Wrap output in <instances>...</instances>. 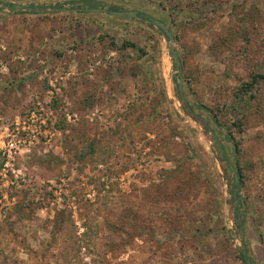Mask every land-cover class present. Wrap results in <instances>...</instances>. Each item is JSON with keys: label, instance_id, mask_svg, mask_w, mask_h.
Segmentation results:
<instances>
[{"label": "rangeland", "instance_id": "rangeland-1", "mask_svg": "<svg viewBox=\"0 0 264 264\" xmlns=\"http://www.w3.org/2000/svg\"><path fill=\"white\" fill-rule=\"evenodd\" d=\"M0 10V264H264V0Z\"/></svg>", "mask_w": 264, "mask_h": 264}, {"label": "water", "instance_id": "water-1", "mask_svg": "<svg viewBox=\"0 0 264 264\" xmlns=\"http://www.w3.org/2000/svg\"><path fill=\"white\" fill-rule=\"evenodd\" d=\"M1 11V10H0ZM35 12H39L40 9H34ZM49 11L51 12H56L58 11L57 9H50ZM94 12L97 13H109L115 17H119V18H129V19H134V18H138V12L136 11H110L107 9H94ZM149 22H151L156 29L163 34L164 38L166 41L169 42V52L171 53L172 57L174 58L176 64L179 66V60H178V56L173 48V44H174V38L171 35V33L169 32V30L167 29V27L162 24L161 22H159L158 20H154V19H147ZM183 80L180 78L179 79V83H178V87L179 89H181V85H182ZM232 172H234V169L232 167H230ZM237 180V177H236ZM244 256L246 255V252L244 251ZM246 264H253V262L250 259H246L245 260Z\"/></svg>", "mask_w": 264, "mask_h": 264}, {"label": "trees", "instance_id": "trees-1", "mask_svg": "<svg viewBox=\"0 0 264 264\" xmlns=\"http://www.w3.org/2000/svg\"><path fill=\"white\" fill-rule=\"evenodd\" d=\"M167 0H165L166 2ZM163 3V2H161ZM164 4V3H163ZM110 11H121L120 9L118 8H109ZM147 18V17H145ZM149 19V18H147ZM242 60H247V53L243 54ZM250 80L249 82H246V83H243L242 87H241V92H242V95L245 96L247 95L248 93H252L254 91V88L262 83L264 81V74H256V73H252L250 76ZM182 99V98H181ZM183 102V101H182ZM201 108L205 109V110H208L207 107L205 106H201ZM211 114L217 119V117L215 116V113L211 112ZM240 123H237V126H239ZM229 136L231 137V142L233 143V149H234V153L235 154H239L241 152V144L239 142H237L236 138L234 137V135L231 133V131L229 130ZM216 143L218 145V141L216 140ZM237 171V180L234 179V183H235V186H240V184H242L244 181H243V173L240 169H236ZM240 226L242 227L243 226V223L240 224ZM242 260L244 261L245 260V257H242Z\"/></svg>", "mask_w": 264, "mask_h": 264}]
</instances>
